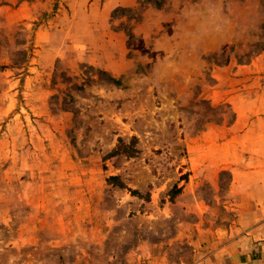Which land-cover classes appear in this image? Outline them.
<instances>
[{"label":"rangeland","instance_id":"rangeland-1","mask_svg":"<svg viewBox=\"0 0 264 264\" xmlns=\"http://www.w3.org/2000/svg\"><path fill=\"white\" fill-rule=\"evenodd\" d=\"M61 1L0 0V264H189L264 181L234 110L259 105L264 0H137L83 28ZM41 26L75 47L33 71Z\"/></svg>","mask_w":264,"mask_h":264},{"label":"crops","instance_id":"crops-1","mask_svg":"<svg viewBox=\"0 0 264 264\" xmlns=\"http://www.w3.org/2000/svg\"><path fill=\"white\" fill-rule=\"evenodd\" d=\"M62 3L72 11L73 18L78 17V21H81L83 28L84 22L88 23L89 17L94 15L104 27L114 10L118 8L133 9L137 5V0H62L59 5L61 6ZM35 11L36 7L34 4L22 2L19 8L15 10V14L18 19L23 20L31 18ZM109 33L110 31L105 33V36ZM59 35L58 31H54L49 27L43 28L42 26L35 32L34 41L35 46L38 48L36 50L38 51V59L35 62L39 65L33 68V71L44 68V70H52L54 61L61 51L69 53V50H73L75 45H73V41L69 44V33L67 32L65 35L64 44L56 41ZM119 36L110 35V37H115L116 39ZM42 56H46L44 65L43 61L39 60ZM257 82L258 88L254 92V96L257 99H252V95L248 94L245 97L246 99L243 97V103L244 101L246 103L258 102L259 105L250 106L248 104L250 107L247 108L235 106L234 110L237 116H242L249 120L256 117L259 121L257 133L260 136V134L264 135V78H258ZM233 105L236 104L233 103ZM246 110L248 114L245 113ZM250 126L243 132L249 135L252 133L253 135L254 131ZM257 142L258 145H255L256 141L250 135L246 148L264 149V140L258 137ZM195 163V158L190 159L188 170L192 175L189 176L188 182L184 186L183 197L191 190H195V187H199L196 181L199 180L196 172L201 170V164L197 166ZM261 164H264V162L261 161ZM242 186L244 185L242 184ZM237 197L235 208L237 219L233 228L226 231L224 239L211 238L210 249L199 257L194 254V258L189 264H264V181L259 180L255 185L241 190ZM194 251L199 252L196 248H194Z\"/></svg>","mask_w":264,"mask_h":264}]
</instances>
